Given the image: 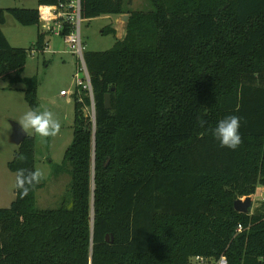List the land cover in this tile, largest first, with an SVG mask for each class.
Wrapping results in <instances>:
<instances>
[{
  "label": "trees",
  "instance_id": "trees-1",
  "mask_svg": "<svg viewBox=\"0 0 264 264\" xmlns=\"http://www.w3.org/2000/svg\"><path fill=\"white\" fill-rule=\"evenodd\" d=\"M36 2L0 8V83L21 82L31 110L38 79L21 76L29 49L11 46L1 26L5 12L38 25L41 6L69 0ZM151 2L137 10L128 0H79L82 19L127 14L125 33L109 49L83 51L94 120L88 94L74 93L62 203L39 208L42 184L19 186L21 170L35 171L32 136L7 163L16 184L0 207V264H189L195 255L262 264L264 202L247 213L233 202L264 186V0ZM49 35L38 29L34 49ZM229 115L241 122L235 150L212 134Z\"/></svg>",
  "mask_w": 264,
  "mask_h": 264
},
{
  "label": "rangeland",
  "instance_id": "rangeland-1",
  "mask_svg": "<svg viewBox=\"0 0 264 264\" xmlns=\"http://www.w3.org/2000/svg\"><path fill=\"white\" fill-rule=\"evenodd\" d=\"M7 7L36 8L37 2L36 0H0V8ZM128 7L148 10L152 8V2L128 0ZM114 18L113 15L102 14L81 20L80 37L83 50H106L114 45L117 38H122L127 22L125 23L121 17L115 20ZM43 25V17L38 25L26 26L20 24L10 13L5 12V22L1 26L11 46L29 49L21 76H35L38 79L37 111L49 110L60 122V130L54 136L41 137L34 129L25 130L35 140L34 169L42 172L39 180L42 186L35 193L36 206L39 208L59 206L70 180L66 172L68 164H63V159L73 135L76 74L83 76L79 71L80 60L70 51V47L64 43L60 35L50 34L45 50L34 49L37 31ZM109 28L115 30V33H107L106 30ZM0 84V207H7L15 197L16 184L15 173L8 169L7 163L18 150V145L10 142L11 123L13 121L19 123L24 113L32 110L25 100L24 85L21 82L10 84L6 79L1 80ZM60 91H65L67 94L61 95ZM84 113L91 117V108L85 107ZM262 202H264V186L259 184L252 195L251 210L259 208Z\"/></svg>",
  "mask_w": 264,
  "mask_h": 264
},
{
  "label": "built area",
  "instance_id": "built-area-1",
  "mask_svg": "<svg viewBox=\"0 0 264 264\" xmlns=\"http://www.w3.org/2000/svg\"><path fill=\"white\" fill-rule=\"evenodd\" d=\"M42 7V6H41ZM40 7L41 18H44L46 21L45 29L47 31L54 33L56 35H60L63 38L64 43L70 47V51L75 53L80 60L79 71L82 72L83 76L80 77L76 74V90L74 93L78 95L81 92H86L90 98V105L88 107L91 108V120L94 117V102L92 96V89L89 80V75L83 60V46L80 37V5L79 0H69L68 3H60L54 6H43V12ZM42 14H44L42 16ZM41 20V19H40ZM68 25L70 31L66 34H62L61 30ZM46 49V47H45ZM44 49V50H45ZM62 95H66L65 91H60ZM86 114V113H85ZM238 232L242 230V226L238 224L237 229ZM262 264H264V257L260 259ZM189 264H228V261L225 255H221L218 258H211L202 255H195L189 259Z\"/></svg>",
  "mask_w": 264,
  "mask_h": 264
},
{
  "label": "clouds",
  "instance_id": "clouds-1",
  "mask_svg": "<svg viewBox=\"0 0 264 264\" xmlns=\"http://www.w3.org/2000/svg\"><path fill=\"white\" fill-rule=\"evenodd\" d=\"M22 128L34 129L41 137H48L56 135L60 130V122L54 117L53 113L49 110L44 111H27L19 120ZM240 117L236 115H229L220 119L213 129V136L217 139L222 147L230 149H237L242 141L240 133ZM23 159V156L20 157ZM42 177L40 170L31 172L26 178L21 170L18 178L19 186L23 187L25 179L28 183L39 182ZM24 193H27V188H24Z\"/></svg>",
  "mask_w": 264,
  "mask_h": 264
},
{
  "label": "water",
  "instance_id": "water-1",
  "mask_svg": "<svg viewBox=\"0 0 264 264\" xmlns=\"http://www.w3.org/2000/svg\"><path fill=\"white\" fill-rule=\"evenodd\" d=\"M121 19L126 23L128 19L127 14L121 15ZM104 106L105 108H110V95L106 93L104 95ZM94 120V117H93ZM92 120V121H93ZM11 135H10V142L19 145L23 139L27 136L25 130L21 127V125L15 121L11 123ZM252 198L251 196H246L242 198H237L233 202V208L240 213H247L249 208L251 207ZM108 240V239H107Z\"/></svg>",
  "mask_w": 264,
  "mask_h": 264
},
{
  "label": "crops",
  "instance_id": "crops-1",
  "mask_svg": "<svg viewBox=\"0 0 264 264\" xmlns=\"http://www.w3.org/2000/svg\"><path fill=\"white\" fill-rule=\"evenodd\" d=\"M115 18H114V20L118 17V18H120L121 17V15H113ZM45 24H46V21H44V25H43V27L40 29V30H44V31H47V29H45L44 27H45ZM124 33H125V30H124ZM124 33H123V35H124ZM51 34V33H50ZM53 34V33H52ZM122 35V34H121ZM122 35V36H123ZM47 46H48V41H47V44H46V48H47ZM62 95V94H61Z\"/></svg>",
  "mask_w": 264,
  "mask_h": 264
}]
</instances>
